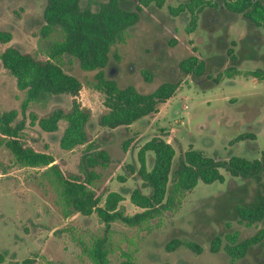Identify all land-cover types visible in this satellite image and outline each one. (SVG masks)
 Masks as SVG:
<instances>
[{
    "label": "rangeland",
    "instance_id": "obj_1",
    "mask_svg": "<svg viewBox=\"0 0 264 264\" xmlns=\"http://www.w3.org/2000/svg\"><path fill=\"white\" fill-rule=\"evenodd\" d=\"M105 1L95 0L91 9ZM136 1L127 0L122 6L133 10ZM187 1L165 0L160 8L151 3L128 29L125 43L111 48L103 69L106 78L120 88L132 86L142 94L153 92L163 82L178 80L177 65L185 57L195 53L206 60L201 78L187 77L182 88L159 106L157 114L141 118L127 128L109 129L97 124L103 96L91 87L96 72L83 71L74 57H62L64 72L83 85L78 100L91 110L89 131L110 157L105 168L95 169L101 176L92 187L103 195L110 191L122 194L124 200L119 208L125 215L141 211L129 200L131 191L140 187L141 181L136 174L126 173L125 166L137 167V150L152 137L160 136L174 148L172 169L189 147L219 161L232 156L254 160L264 150V81L241 75L222 77L215 84L212 80L230 65L242 72L264 70V27L219 6L200 12L196 28L188 32L190 13H176L180 4ZM44 6L45 0H0V30L12 35L8 44L37 58H47L50 44L61 37L59 28L47 37L40 35ZM8 44L0 43V52ZM228 48L232 49L235 62L227 56ZM145 71L151 81L142 74ZM23 99L24 92L17 89L15 79L0 62V111L19 110ZM56 105L68 107L70 97L53 96L43 105L33 104L28 112L40 116ZM21 119L19 113L16 121ZM64 126L60 122L57 131L46 133L26 122L24 133L34 150L53 154L63 170L77 172L83 148L64 151L59 147ZM246 133H252L254 139L229 144ZM132 136L135 142L124 153L121 144ZM146 159L150 169L153 154L147 153ZM44 170L16 165L10 151L0 146V251L7 253L2 264H19L28 257H35L37 264H91L81 252L80 242L91 245L96 240L109 249L110 264H119L126 257L137 264H228L229 258L222 249L217 253L209 251L211 238L237 232L238 239L243 240L263 227L239 224L231 211L236 203L264 202V170L257 181L232 178L221 169L224 183L198 182L175 211L165 212L140 227L127 226L119 220L104 225L95 214L76 213L64 218L56 192L42 174ZM121 176L125 181L117 179ZM172 238L192 240L202 252L196 254L180 247L168 253L164 245ZM236 264H264V240Z\"/></svg>",
    "mask_w": 264,
    "mask_h": 264
},
{
    "label": "trees",
    "instance_id": "obj_2",
    "mask_svg": "<svg viewBox=\"0 0 264 264\" xmlns=\"http://www.w3.org/2000/svg\"><path fill=\"white\" fill-rule=\"evenodd\" d=\"M82 1H85L84 6ZM126 1L106 0L92 10L91 4L95 0H45L43 25L39 33L42 37H47L54 28H59L61 35L59 40L50 44L47 58H37L31 53L19 51L8 44L12 39L11 33L0 30V43L8 44L0 52L1 65L15 79L17 89L24 92L19 110L0 111V146L4 145L10 151L14 163L20 167L45 168L42 174L54 188L64 218L76 213L83 216L95 214L104 225L119 220L127 226L140 227L165 212L175 211L198 182L224 183L225 176L221 169L232 178L249 177L259 181L264 170V150L254 160L232 156L226 161H219L189 147L179 156L172 169L174 148L162 137L155 136L138 148L137 167L131 164L125 166L126 173L136 174L141 181L140 187L134 188L129 195L130 202L140 212L125 215L119 208V203L124 200L122 194L110 191L103 195L92 187L101 176L95 169L105 168L110 157L105 149L95 143L89 131L91 110L78 100L83 85L77 78L64 72L62 57H74L83 71L96 72L95 82L91 87L103 96L102 108L96 121L99 126L109 129L127 128L141 118L157 114L159 106L182 88L187 77L199 79L206 71V60L193 53L178 63V80L163 82L148 94L139 93L132 86L120 88L115 81L106 78L103 69L108 64L112 46L125 43L128 29L139 21V13L147 6L154 3L160 8L165 2L137 0L134 9L128 10L122 6ZM219 6L242 15L258 27H264V4L261 0H188L180 4L176 13H190L187 31L192 32L196 28L200 12L206 8L217 9ZM192 51L195 52L194 49ZM226 54L230 61L235 62L231 48L226 50ZM142 74L147 81H151L148 72ZM238 75L264 81V70L260 68L242 72L230 65L212 78L213 84L218 83L222 77L232 78ZM59 95L70 97L68 107L56 105L40 116L28 112L33 104L43 105L53 96ZM19 113L23 119L16 121ZM26 122L46 133L57 131L59 123L64 122L59 147L64 151L83 148L79 170L65 171L53 154L36 151L29 146L24 133ZM245 139H254V135H238L229 144ZM134 142V136L123 141L122 151L126 153ZM149 152L153 154L150 169L146 159ZM117 179L125 181L124 176ZM142 189H147L148 193H143ZM231 212L239 224L263 226L254 235L243 240L238 239L237 232H226L223 237L215 235L211 238L209 251L217 253L222 249L229 258L228 264H236L253 246L264 240V202L253 205L236 203ZM80 243L81 252L90 259L91 264H110L109 249L102 241L96 240L91 245ZM180 247L196 254L202 252L198 244L188 239L172 238L164 245L168 253ZM6 255V252L0 251V264L5 261ZM19 264H37V261L35 257H28ZM119 264L137 263L126 257Z\"/></svg>",
    "mask_w": 264,
    "mask_h": 264
},
{
    "label": "crops",
    "instance_id": "obj_3",
    "mask_svg": "<svg viewBox=\"0 0 264 264\" xmlns=\"http://www.w3.org/2000/svg\"><path fill=\"white\" fill-rule=\"evenodd\" d=\"M254 81H256V80H254ZM258 82V81H257Z\"/></svg>",
    "mask_w": 264,
    "mask_h": 264
}]
</instances>
